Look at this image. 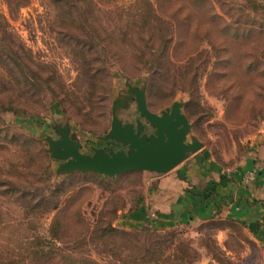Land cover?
I'll return each mask as SVG.
<instances>
[{"label": "rangeland", "instance_id": "374dc122", "mask_svg": "<svg viewBox=\"0 0 264 264\" xmlns=\"http://www.w3.org/2000/svg\"><path fill=\"white\" fill-rule=\"evenodd\" d=\"M0 36V264H264L233 220L129 217L158 175L58 174L45 140L121 148L101 137L127 81L183 103L193 153L264 161V0H0ZM116 116L152 131L133 98Z\"/></svg>", "mask_w": 264, "mask_h": 264}, {"label": "crops", "instance_id": "0c3cea01", "mask_svg": "<svg viewBox=\"0 0 264 264\" xmlns=\"http://www.w3.org/2000/svg\"><path fill=\"white\" fill-rule=\"evenodd\" d=\"M260 159L259 152L247 155L230 173L222 174L223 168L203 153L189 154L155 177L153 187L128 215L139 221L150 216L159 226L197 217L226 218L264 243V161ZM249 171H254L253 179L243 180Z\"/></svg>", "mask_w": 264, "mask_h": 264}, {"label": "water", "instance_id": "95a60500", "mask_svg": "<svg viewBox=\"0 0 264 264\" xmlns=\"http://www.w3.org/2000/svg\"><path fill=\"white\" fill-rule=\"evenodd\" d=\"M125 95L115 98L110 106L107 132L101 137L118 143L121 148H93L92 153L79 152V143L69 137L67 126H54L57 138H45L47 152L52 159L60 160L55 171L58 174L90 172L112 177L129 171H147L160 175L201 147L193 136L186 139L190 124L182 112L181 101H173L169 107L156 114L148 110L144 86L123 83ZM133 98L138 116L147 121L151 133L143 132V124L121 122L116 111Z\"/></svg>", "mask_w": 264, "mask_h": 264}, {"label": "built area", "instance_id": "2783aa9c", "mask_svg": "<svg viewBox=\"0 0 264 264\" xmlns=\"http://www.w3.org/2000/svg\"><path fill=\"white\" fill-rule=\"evenodd\" d=\"M221 173L222 174H228V173H230V169L229 168H223L221 170ZM253 176H254V171H249L243 176V180L251 181L253 179Z\"/></svg>", "mask_w": 264, "mask_h": 264}, {"label": "trees", "instance_id": "16d2710c", "mask_svg": "<svg viewBox=\"0 0 264 264\" xmlns=\"http://www.w3.org/2000/svg\"><path fill=\"white\" fill-rule=\"evenodd\" d=\"M3 39H5V37H4V36H3V37L0 36V40H3ZM107 231H108V232L110 231V232H113V233H114V232H118V230H115V229H113V228H107Z\"/></svg>", "mask_w": 264, "mask_h": 264}]
</instances>
